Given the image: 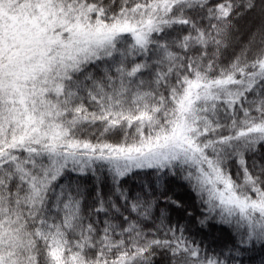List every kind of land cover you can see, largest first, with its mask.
<instances>
[{
	"label": "snow or ice",
	"instance_id": "6c2138e0",
	"mask_svg": "<svg viewBox=\"0 0 264 264\" xmlns=\"http://www.w3.org/2000/svg\"><path fill=\"white\" fill-rule=\"evenodd\" d=\"M0 264H264V0H0Z\"/></svg>",
	"mask_w": 264,
	"mask_h": 264
}]
</instances>
